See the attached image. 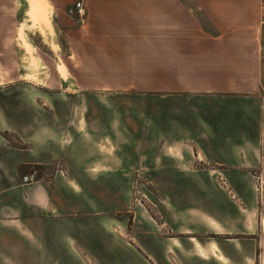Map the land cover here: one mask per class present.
Returning <instances> with one entry per match:
<instances>
[{"label":"crops","instance_id":"1","mask_svg":"<svg viewBox=\"0 0 264 264\" xmlns=\"http://www.w3.org/2000/svg\"><path fill=\"white\" fill-rule=\"evenodd\" d=\"M42 1L67 34L75 0ZM83 3L85 29L68 33L62 90L47 110L37 96L24 99V74H33L24 73V47L0 33V264L77 257V238L94 222L110 229L109 196H123L142 170L154 184L178 176L251 182L252 168L264 175V0ZM18 36L31 53L23 26ZM36 165L42 174L23 183ZM226 213L218 220L203 214L208 230L227 237L234 264L263 262L262 237L243 235L263 231L264 214L254 223L245 209ZM209 247L199 246L200 256L226 261L215 243Z\"/></svg>","mask_w":264,"mask_h":264},{"label":"rangeland","instance_id":"2","mask_svg":"<svg viewBox=\"0 0 264 264\" xmlns=\"http://www.w3.org/2000/svg\"><path fill=\"white\" fill-rule=\"evenodd\" d=\"M28 1L32 4V23L26 15ZM44 11L48 15V8L42 0H0V33L11 37L17 47H24V73H33L24 74V99L28 97L25 92L37 96L41 103L47 101L44 104L47 110L52 105L50 99L58 96L62 90L59 87V76L61 66L65 68V64H68V33L83 32L85 25L81 27L70 22L66 25L67 34L62 29L58 32L57 21L51 15L52 6L49 8L50 24L44 20ZM21 26L24 28L26 41L32 45L31 53L26 52L23 40L18 36ZM1 74L4 72L0 70V76ZM72 74L80 82L85 80L83 72ZM27 80L43 83V86L32 87ZM87 89L100 94L99 89ZM25 107L24 104V109ZM28 108L25 111L33 113ZM261 143L264 144V127ZM200 164L203 165L194 163L197 167ZM58 166L55 162L51 168L56 169ZM249 172L252 175L251 182L244 179L246 181L242 183H230L218 177H201L187 182L184 176H178L174 177L177 182L154 184L149 182L142 170L136 175L135 181L123 185V196L120 192L119 195L109 196L107 216L110 219V229L107 231L94 222L85 239L77 238L80 244L75 250L77 257L73 254L61 259L64 262L52 260L49 264H234L225 243L227 237L208 230V222L203 214L218 220L220 215L224 218L226 211L236 207L239 210L245 209L254 223H260L264 214V175L261 168H252ZM117 207L118 211H115ZM222 217L220 218L223 219ZM150 218L152 222L149 221ZM111 223L114 224L113 227ZM262 225L264 231V219ZM182 229L188 231H181ZM263 231L257 236L243 235V238L253 240L252 238L262 237L264 241ZM237 238L243 240L240 236ZM211 242L225 255L226 261L219 263L213 256H200L198 247L209 252ZM240 259L244 262L238 264H264L258 257Z\"/></svg>","mask_w":264,"mask_h":264},{"label":"built area","instance_id":"3","mask_svg":"<svg viewBox=\"0 0 264 264\" xmlns=\"http://www.w3.org/2000/svg\"><path fill=\"white\" fill-rule=\"evenodd\" d=\"M67 13L74 18L75 24L79 26H84L87 18V11L84 6L83 0H75L68 8ZM39 178V171L35 168L31 169L26 174L21 176L23 183H29L35 181Z\"/></svg>","mask_w":264,"mask_h":264},{"label":"trees","instance_id":"4","mask_svg":"<svg viewBox=\"0 0 264 264\" xmlns=\"http://www.w3.org/2000/svg\"><path fill=\"white\" fill-rule=\"evenodd\" d=\"M33 168L37 169L39 171V174L41 175L42 172L44 171L45 167L42 165H36Z\"/></svg>","mask_w":264,"mask_h":264},{"label":"bare ground","instance_id":"5","mask_svg":"<svg viewBox=\"0 0 264 264\" xmlns=\"http://www.w3.org/2000/svg\"><path fill=\"white\" fill-rule=\"evenodd\" d=\"M43 16H44V20L46 21V23L50 24L49 16L47 15V13L45 11L43 12Z\"/></svg>","mask_w":264,"mask_h":264}]
</instances>
